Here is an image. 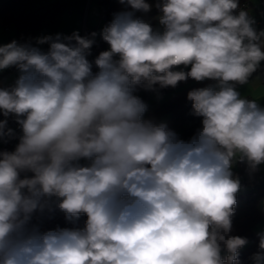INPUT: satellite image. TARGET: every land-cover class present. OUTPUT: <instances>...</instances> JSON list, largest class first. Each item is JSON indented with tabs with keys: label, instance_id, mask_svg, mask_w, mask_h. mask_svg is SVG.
<instances>
[{
	"label": "clouds",
	"instance_id": "obj_1",
	"mask_svg": "<svg viewBox=\"0 0 264 264\" xmlns=\"http://www.w3.org/2000/svg\"><path fill=\"white\" fill-rule=\"evenodd\" d=\"M120 3L132 10L100 33L110 47L95 74V32L0 46V70L21 73L0 88V140L15 136L10 115L22 130L14 151H0V264H238L248 243L229 235L241 188L232 167L264 164V107L235 85L264 60V33L235 14L238 0H163L162 34L134 18L150 11L146 0ZM188 78L216 84L188 93L203 119L185 141L145 119L134 93ZM52 197L69 221L86 215L84 227L30 228ZM259 248L253 264H264V234Z\"/></svg>",
	"mask_w": 264,
	"mask_h": 264
},
{
	"label": "trees",
	"instance_id": "obj_2",
	"mask_svg": "<svg viewBox=\"0 0 264 264\" xmlns=\"http://www.w3.org/2000/svg\"><path fill=\"white\" fill-rule=\"evenodd\" d=\"M99 1L101 8L106 4H110L112 8L106 19L101 20L100 18L102 30L111 23L115 14L132 10L130 7L121 4L120 0ZM146 2L151 5L150 11H136L134 18L148 23L156 31L155 22L162 15L161 10L156 5L158 3L162 4L163 0H146ZM86 3L87 0H57L50 4L35 7L33 6V0H7L0 6V27L9 24L14 25L16 35L11 40L24 43L28 39L31 40L44 27L58 21L70 6H80ZM256 20L257 18L252 26L256 24ZM97 40L106 46L107 42L102 39L101 35ZM190 67L181 65L176 66L174 70L187 72ZM212 81L205 79L198 82L188 78L185 81L178 82L176 87L169 86L161 89L156 86L155 91L138 87L134 94L138 95L143 101H146L152 92L164 96L163 99L158 100L148 109L144 118L151 119L157 124L165 123L169 129L179 132L178 137L180 139L187 141L202 127L203 119L193 114L192 101L188 99V93L194 89L208 87ZM143 90L145 91L139 94ZM167 93L170 94L166 96ZM150 110H152V113L148 114ZM238 173L242 175L239 179L241 188L236 195L237 203L234 206L235 211L231 218L232 228L229 235L247 239L248 243L240 248L238 252V264H247L254 252L261 251L259 248L260 233L255 231V225L264 216L258 206L259 200L264 196V181L259 179L257 171L251 172L248 168H242ZM233 175L236 178L237 173H233ZM254 182L255 184H253Z\"/></svg>",
	"mask_w": 264,
	"mask_h": 264
},
{
	"label": "crops",
	"instance_id": "obj_3",
	"mask_svg": "<svg viewBox=\"0 0 264 264\" xmlns=\"http://www.w3.org/2000/svg\"><path fill=\"white\" fill-rule=\"evenodd\" d=\"M6 1L7 0H0V6ZM35 1L36 0H33V6L39 7V6H43V5H46V4L53 3V2H55L57 0L47 2L46 4L41 3L39 5H35ZM62 1H67V0H62ZM249 1H250V5L247 8H245L244 10H246L245 12L247 13L248 17L253 21V23H254L256 18H260L262 20L263 27L261 28V30L264 33V8H262V6L260 5V1L259 0H249ZM86 4L88 5V2ZM85 5L83 4V5H80V6H73V7L70 6L68 9H69L70 13H74L75 9L77 8L79 10V12H81V14H84ZM90 6H91L90 4L87 6L86 14H85V19L87 21L86 22V25H87L86 27L89 30H91L92 32H95V33H97L95 28H98L99 29V34L96 35V37L100 38V33L102 32V27H101L102 22L100 21V18H98L97 6L93 7V8H91ZM240 11L235 12V14H238ZM62 16L59 18V20L62 18ZM96 17L98 19H96ZM74 19L79 22V26H80V22H81L80 13H78V15H76L74 17ZM83 20H84V18H82V21ZM55 23H53V24H55ZM44 28L41 29L40 31H38L36 33V35L31 39L34 46H36L34 44V39L37 36L40 37V36L45 35V34L48 33L47 31L44 30ZM77 28H78V26H76V25L66 26V29L63 30L64 36H69V35L73 34L74 32H77ZM1 29H4L8 33V35L6 33L4 34L2 31L0 32V46L6 45L8 43H11L12 42L11 38H14L15 35H16L15 26L11 25V24L3 25V26L0 27V30ZM260 34H258V35H260ZM27 41H29V39L26 40V42ZM257 43H259L261 45V50L264 51V35H261V38H260L259 41H257ZM39 47L41 48L42 51H44V50L47 51L48 48H49V45L48 44H43L42 46H39ZM89 61L92 63V72L94 73L98 67L95 65V63H94V61L92 59H90ZM20 74H21L20 70L18 68H16L15 66L9 67V68L4 69V70H0V87L9 88L11 86H14L15 81L18 79ZM263 76H264V60H262L260 62V64L257 67L256 71H254L250 75L247 83H245L243 85H240V84H236L235 85L236 90L240 93L242 98L249 99V100H255L261 107H264V77ZM215 84H216V81H212L211 85H215ZM162 97H164V96H162ZM175 132H177V135L179 134L178 131H175ZM80 163L82 165H86L88 162L85 161V160H81ZM239 163H240L239 160H237V161H235L233 163L232 172L233 173H237L236 178L241 179L242 175H240L238 172H239V170H242V168L240 167ZM256 171L258 173L259 179L264 181V164L259 165L258 169ZM55 203H58V201H57V199L55 197H52L47 208H51V206L53 204H55ZM258 206L260 207V209L262 210V212L264 214V196L259 200ZM76 227L83 228L84 225L82 223H80L78 220H74L72 222V226L71 227H62V228H76ZM255 231L257 233L264 234V216L255 225ZM260 234H259V236H260ZM258 252H260V251L254 252L253 256L256 253H258ZM227 256H228L227 250H222L221 251V258L226 261L227 260ZM247 264H253V259L251 258V260Z\"/></svg>",
	"mask_w": 264,
	"mask_h": 264
},
{
	"label": "built area",
	"instance_id": "obj_4",
	"mask_svg": "<svg viewBox=\"0 0 264 264\" xmlns=\"http://www.w3.org/2000/svg\"><path fill=\"white\" fill-rule=\"evenodd\" d=\"M260 5L262 8H264V0H259ZM238 8L235 10V12L240 11L242 9L247 8L250 5L249 0H238ZM111 5L106 4L101 8L100 11V18L101 20H104L107 18L109 12L111 11ZM254 30L257 32V34L263 33L261 28L263 27V22L260 18H257L256 24L252 26ZM92 32L88 29L84 28L83 32L80 34L81 37L90 36ZM103 51H107L103 43L97 40L95 37V43L93 44L90 55H88L86 58L88 60L92 59L95 61V59L99 56V54ZM118 59V57H115ZM190 70H187V72ZM264 77V76H263ZM5 78V77H4ZM3 88V87H0ZM152 110L149 111L148 114H151ZM5 117L3 116L2 112H0V120H4ZM7 127L14 130L15 136L13 138H9L6 140H0V151H14L16 146L19 143V137L22 135V130L20 126L16 123L14 115H10L7 118ZM241 168H248L246 162H240ZM24 174H21V178H23ZM28 176H31L32 173H27ZM255 184V182L253 183ZM87 220L86 215H81L78 219L80 223L85 225V222ZM73 221H69L66 219L65 214L57 207V203L53 204L51 208H46L43 213L37 212L33 215L32 220L29 224V227L37 228L40 232H46L49 230H56L58 228L62 227H71Z\"/></svg>",
	"mask_w": 264,
	"mask_h": 264
},
{
	"label": "rangeland",
	"instance_id": "obj_5",
	"mask_svg": "<svg viewBox=\"0 0 264 264\" xmlns=\"http://www.w3.org/2000/svg\"><path fill=\"white\" fill-rule=\"evenodd\" d=\"M50 1H55V0H36L35 1V5H39L41 3H44L46 4L47 2H50ZM88 5L90 4L91 8L93 7H96L97 6V12H98V18H100V11H101V4H100V1L99 0H88ZM87 4L85 5V11H84V14H81V12H79V10L76 8L75 9V12L74 13H70L69 12V9H67V11L64 13V15L62 16V18L57 21L55 24H52V25H49L47 27L44 28L45 31H47L48 33L45 34V35H51V36H54V35H57V34H61L64 36L63 34V30L66 29V26H71V25H76L78 26L77 28V33L78 34H81L83 32V29L85 28L86 25V19H85V14H86V9H87ZM241 11H246V10H241ZM78 13H80V16H81V22H80V26H79V22L77 20L74 19V17L76 15H78ZM82 18H84V20L82 21ZM96 17V19H98ZM160 17L157 18L156 22H155V27H156V32H159V33H163L164 31V27L160 24V20H159ZM56 25V26H55ZM54 27V28H53ZM50 29V30H49ZM89 30V29H88ZM95 30L97 31V35L99 34V29L98 28H95ZM3 32L4 34L6 33L8 35V33L4 30V29H1L0 32ZM50 31V32H49ZM45 35H42V36H45ZM38 37V36H37ZM34 44H35V39H34ZM39 46H42V45H39ZM106 47L109 49V45L106 44ZM99 71V69L97 68L96 71L93 73H97ZM145 90H143L142 92H140V94H142ZM172 93V91H171ZM170 93H167L165 94L166 96L169 95ZM162 95H158V93L156 92H152L150 94V96L147 98L146 101H144L147 105V111L148 109L154 105L158 100L162 99ZM147 111L145 113V115H147ZM144 115V117H145ZM177 134V132H175Z\"/></svg>",
	"mask_w": 264,
	"mask_h": 264
}]
</instances>
